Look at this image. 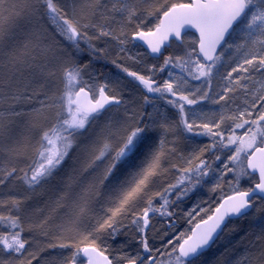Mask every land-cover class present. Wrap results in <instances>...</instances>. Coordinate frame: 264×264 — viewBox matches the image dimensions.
<instances>
[{"label":"snow or ice","instance_id":"obj_1","mask_svg":"<svg viewBox=\"0 0 264 264\" xmlns=\"http://www.w3.org/2000/svg\"><path fill=\"white\" fill-rule=\"evenodd\" d=\"M152 19L158 23L148 28ZM189 29L198 33L191 42L195 47L185 40ZM56 36L94 60L108 51L99 42L109 46L115 42L116 58L111 63L137 82L146 93L145 103H152L147 94H157L176 109L178 123H170L155 108L144 112L127 107L122 82L95 83L89 62L72 59ZM236 38L239 43L230 42ZM170 39L187 49L184 55L165 56L158 68L149 64L144 71H135L118 62L122 54L128 55L129 43L143 41L155 57L163 55L161 48ZM228 50H234L229 58L233 66L222 77L220 91L213 93V77ZM128 58L140 63L136 57ZM169 67L179 74L168 71L160 83L156 74ZM256 75L264 77V0L170 4L169 0H0V228L7 229L0 231V264H33L41 252L56 248L74 251L58 254L49 264H82L81 257L87 264H97L94 257L102 258L103 264H202L234 217H252L253 230L240 238L242 252L226 249L217 264H264V79L255 90L246 83H256ZM189 79L206 82L208 88L192 91ZM211 97H218L212 103L220 105L213 118L186 108ZM157 132L155 146L148 145ZM182 133L206 136L210 143L181 155L185 166L171 163L166 168ZM144 147L149 148L145 161L120 181L117 173ZM69 160L70 171L56 186L48 214L30 209L29 201L44 194ZM170 169L179 173L176 181L153 190L155 178ZM257 173L254 185L240 187L243 179L251 180ZM210 177L215 180L211 192L227 183L231 194L222 195L212 214L196 223L191 234H177L170 219L175 215L173 206ZM105 196L109 206L102 207V214L93 213L92 204ZM141 201L145 206L137 211ZM60 210H65L60 222L51 223ZM205 211L194 207L186 213L189 223ZM156 214L167 219L173 232L172 238H162L160 247L150 245L147 237ZM129 215L132 219L125 224ZM130 225L142 253L105 255L107 249L101 250L98 243L102 235L115 240ZM25 232H39L45 238L54 232L55 242L33 249Z\"/></svg>","mask_w":264,"mask_h":264},{"label":"trees","instance_id":"obj_2","mask_svg":"<svg viewBox=\"0 0 264 264\" xmlns=\"http://www.w3.org/2000/svg\"><path fill=\"white\" fill-rule=\"evenodd\" d=\"M173 2L175 3L187 2V0H169V4ZM153 21H155L156 23L158 22L157 19H152L151 21L152 24L149 23L147 25L148 28H152L156 24V23L153 24ZM41 27L50 28V26L46 24H42ZM53 35L54 32L50 30L48 32L50 42L52 41ZM55 39L56 41H59V46L64 49L65 53L71 55L72 59L80 63L89 62L90 67L88 71L89 72L92 71L91 73L94 75L96 79V83H104V79H107V82L110 85H112L119 79L122 82L120 85L121 95L125 101L129 102L126 105L127 107H129L130 109L134 108L138 111H144V112H153L155 108L163 112L168 117L170 123H178L179 115L176 109H173L171 106L167 105L163 100L159 99L157 94H147L149 95L152 103H145L144 95L146 93L142 90V88H140L137 85V82L133 81L130 77H127L120 69L116 68L111 63V61L116 58L117 47H115L114 45L115 42H109L111 46L104 44V42L102 41L99 42L100 46L106 47L108 51L103 58L94 60L87 53V51L83 53H76L71 43L65 40L63 37L56 36ZM132 44H135L136 49L133 50L131 49L132 53H130L127 56H123L122 54V58L118 62L121 63L123 66L128 67L130 70L144 71L147 65L154 64L158 68L161 64H163V60L165 56L175 55L174 53L176 52H174L175 49L173 48V45L179 44V42L176 41L170 42V44L164 47V49L162 50L163 55H157L156 57H151L137 43H129L128 45H132ZM81 46L84 47L83 45ZM186 49H187L186 45L179 44V47L176 49L177 50L176 55H184ZM128 56L136 57L138 60H140V63H136L135 60L129 59ZM166 71L167 69L163 73L156 74V78L158 79L159 82H161L164 79ZM121 111H123V108H121ZM159 135L160 134L158 132L151 134L150 139L147 142L148 145L155 146V144L159 139ZM184 137H188V139H185ZM172 138H173L172 135L169 134L168 139L172 140ZM208 143H210V140L206 136H194L188 133L178 134L176 139L177 153L169 157V159L165 162L164 166L166 168H170L171 163H177L180 166H185L183 160L181 159V155L187 156L193 150L198 151L200 147H204ZM148 150H149L148 147L142 148L140 153L137 154V157L131 162V164L128 167L124 168L122 171L118 172L117 175L119 177L124 176L128 179L130 173L136 171L137 168L145 161ZM29 156H31V153H29ZM206 157L208 159H212V157L207 153H206ZM26 162L27 161H25V163ZM71 165H72V161L69 160V162L61 170L59 176L57 177V180L54 181L55 188L59 184L60 179L65 177L64 175H66L67 172H69L68 168H71ZM171 174H172V178L169 181H167ZM178 175L179 173L176 170L170 169L165 176L155 178V182L152 185V189L159 190L162 187L166 186L168 183H174ZM255 180H256L255 176L251 180L243 179L241 181L240 187L242 188L249 187L255 182ZM164 182L166 183L161 188H158L157 185L160 184L162 185ZM54 187L51 189H48V187H46L43 195L36 196L31 201H29V206H31L32 208H40L43 210V215H47L49 212V208L51 206V201L57 195V192ZM201 187H198L193 192L189 193L190 197L193 196L194 192L200 190ZM104 191L106 193L108 192L106 190ZM231 192L232 189L227 185L223 189H220L218 197L220 199L222 195L229 194ZM173 199H175V197H173ZM106 200H107V196H105V198L101 200L100 203L94 202L92 204L93 213L102 214V207L109 206L107 203H105ZM217 201L218 200L213 202L210 201L208 205L209 207L206 209V211L203 213L202 216L198 217L195 220V222L197 220L202 219L203 217H206L212 211ZM181 202L182 201H177L173 206L172 210L175 213V215L170 219L174 221V227L177 230H179L180 232H186L188 234L193 224L186 225L184 223V220L180 219L181 217H178V215L181 212V209L179 208V203ZM144 206L145 205L143 201H141L138 203L136 210L138 211L142 209ZM64 211L65 210H60L55 215L51 223L53 224L59 223L61 217L64 214ZM131 219L132 216L129 215L123 222L125 224H128ZM153 219L157 222L156 224L160 227L159 229L160 231L162 230L166 232L170 229L168 227L169 224L167 222V219H162L159 216V214H156L152 218V220ZM253 224H254V220L252 217H248L244 219L232 218V222L229 223L228 228L221 235L220 239H218L216 244L207 251L206 255L203 258L202 264H217V260L221 257V254L224 253L226 249L230 250L231 248L236 247L238 252H242L243 245L239 244L238 242L240 241V238L245 235V233H248L253 230L252 228ZM233 229H235V231H232ZM2 230L3 228H0V231ZM136 235L137 233L135 232L134 226L130 225L128 228L123 229L121 231V234L118 235L115 240L104 234L102 235L101 241H99L98 243L100 244L101 250H104L105 248L107 249L106 251H104V253H106L110 258L115 257L118 254V252H124L130 255H135L137 252L142 253V249L140 248V245L137 242ZM25 236L33 240L31 248L37 250L39 248H44L47 243L55 242L53 238L54 232L50 233L48 238L43 237L42 235L39 234V232H32V233L25 232ZM147 237H149L148 234ZM250 238H254V237H250ZM72 251H74V249H66V250H61L59 248L46 249L45 251L40 253L38 260L34 261L33 264H49L52 258L57 257L58 254H63L64 256H68L71 254ZM160 259H166V257H160ZM83 260L84 259L81 257V261Z\"/></svg>","mask_w":264,"mask_h":264},{"label":"rangeland","instance_id":"obj_3","mask_svg":"<svg viewBox=\"0 0 264 264\" xmlns=\"http://www.w3.org/2000/svg\"><path fill=\"white\" fill-rule=\"evenodd\" d=\"M155 23L156 22L153 21V24H155ZM150 24H152V23H150ZM194 39H196V38H195V36L193 34H186L185 35V40L187 41V45H191L192 47H195V45H192L191 44V42ZM230 42L239 43V39L236 38L234 41H230ZM126 47H127V53H128V55L130 53H132V50L133 49H136L135 44L127 45ZM178 47H179V44H174L173 45V48L175 49L174 52H176V53H174L175 55L177 54V50L176 49ZM233 55H234V50H228V51H226L224 53V56L222 58L223 59V66H218V73L213 77L212 87L210 89L211 92H213V93L219 92L220 89H221V86L225 83L222 80V77L227 74V71L228 70H230V66H233V61L229 59L230 57H233ZM168 71H173V72L179 74V70L178 69H172L171 67H169L167 69V71H166V74H165L164 79L168 78V76H167V72ZM91 72L92 71H90V73ZM85 78L87 79V77H85ZM261 79H264V77H260L259 75H256V76H254V80L256 81V83L248 82V81H246V83L249 84V88L250 89L255 90V89H258L259 88V81ZM163 80L160 83H163ZM94 82L96 83V79H95ZM104 82H107V79H104ZM196 87H201L202 89L203 88H208V84L206 82L205 83H201V81H194V80L189 79V89L192 90V91H194ZM238 94L239 95H242V93H238ZM212 98H218V97H211L208 100L201 101L197 105H192V106H187L186 105V108L194 109V110H196L197 113H199V112L202 111V112L208 114V118H213V114L220 111V105L213 104L212 103ZM122 112L123 111H121V114H122ZM189 119H192V116L191 115L189 116ZM240 134H242V132ZM228 154L230 155L231 152H229ZM226 158H227L226 155L222 157V159H226ZM216 163L219 164V162H216ZM68 170L70 171V168H68ZM64 176H66V175H64ZM171 178H172V174L170 175V177L168 178L167 181H169ZM126 179L127 178L124 177V176H120L119 177V180L120 181H123V180H126ZM166 182H164L162 185L161 184L160 185H157L158 188H161ZM113 183H119V181H113ZM214 183H215V180L213 178H211V177L208 178V182L207 183H204L203 186L200 188V190H197L196 192H194V194H193L192 197H190V195H189V196H187V197L184 198V201L182 200V202L179 203V208L181 209V212L178 215V217H181L180 219H183L184 220V223L186 225L193 224L198 217H200V216L203 215L204 212L200 213L199 216H196L195 219H193L191 223H189L190 217L188 215H186V213H188L189 211H191L194 207L196 208L197 211L199 210V208H204L206 210L209 207L208 205H209L210 201L213 202V201L219 200L218 195H219L220 189H218L215 193H213V192L210 191V188H211L212 184H214ZM54 186L55 185H54V181H53L52 184H50L47 187H48V189H51ZM226 186H227V183H225L221 189H223ZM105 190L106 191H109V189H105ZM29 208L30 209H33L31 206H29ZM156 223L157 222L154 219L151 220V226L147 230V234H148V236H149L148 238L150 240L149 243H151V245H153L155 247H159V245L161 246L162 238H164V239L172 238L173 232H172V227H170V225H169L168 227L170 229L168 231H166L168 233V235L165 236V231H162V230L160 231L159 230L160 227ZM6 230L7 229H3L2 231H6ZM175 231H176L177 234L180 232L176 228H175ZM133 235H135V234H133Z\"/></svg>","mask_w":264,"mask_h":264},{"label":"water","instance_id":"obj_4","mask_svg":"<svg viewBox=\"0 0 264 264\" xmlns=\"http://www.w3.org/2000/svg\"><path fill=\"white\" fill-rule=\"evenodd\" d=\"M189 32H191V33H193L194 35H195V37H196V39H198V33H195V30L194 29H189L186 33H189ZM171 41H175L174 39H170V41L169 42H166V44L165 45H163L162 46V48H161V52H162V50L164 49V47H166ZM136 43H138L151 57H154L152 54H150L149 52H148V50H147V45L146 44H144L143 43V41H137ZM197 51H198V49H197ZM156 57V56H155ZM245 164H246V166H247V161L245 160ZM255 176H256V181L255 182H257L258 181V173L257 174H255ZM252 185H254V183L252 184ZM251 185V186H252ZM229 194H231V193H229ZM229 194H226V195H229ZM219 202V201H218ZM217 202V203H218ZM217 205V204H216ZM216 207V206H215ZM214 207V208H215ZM214 208H213V210H214ZM212 210V211H213ZM212 214V212L209 214V215H211ZM207 217H205V218H203V219H206ZM235 218V217H234ZM202 220V219H201ZM200 221V220H199ZM199 221H197L196 223H198ZM195 223V224H196ZM195 224L193 225V227L191 228V230L195 227ZM191 230H190V233L189 234H191ZM106 255V254H105ZM85 258V257H84ZM86 260H85V262L84 263H82V264H87V258H85ZM94 259L97 261V264H103V260H102V258H100V257H94Z\"/></svg>","mask_w":264,"mask_h":264},{"label":"bare ground","instance_id":"obj_5","mask_svg":"<svg viewBox=\"0 0 264 264\" xmlns=\"http://www.w3.org/2000/svg\"><path fill=\"white\" fill-rule=\"evenodd\" d=\"M104 254H106V253H104ZM107 255V254H106ZM84 260L83 261H85V258L84 257H82ZM121 264H122V262H121Z\"/></svg>","mask_w":264,"mask_h":264}]
</instances>
